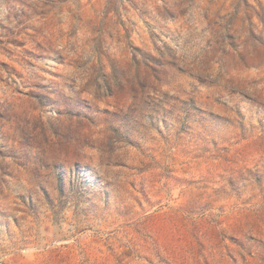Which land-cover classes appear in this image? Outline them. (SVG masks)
Wrapping results in <instances>:
<instances>
[{"label": "rangeland", "instance_id": "1", "mask_svg": "<svg viewBox=\"0 0 264 264\" xmlns=\"http://www.w3.org/2000/svg\"><path fill=\"white\" fill-rule=\"evenodd\" d=\"M0 264H264V0H0Z\"/></svg>", "mask_w": 264, "mask_h": 264}]
</instances>
